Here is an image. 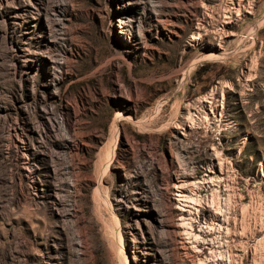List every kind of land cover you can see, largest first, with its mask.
<instances>
[{
	"label": "rangeland",
	"instance_id": "1",
	"mask_svg": "<svg viewBox=\"0 0 264 264\" xmlns=\"http://www.w3.org/2000/svg\"><path fill=\"white\" fill-rule=\"evenodd\" d=\"M263 30L264 0H0V264H264Z\"/></svg>",
	"mask_w": 264,
	"mask_h": 264
},
{
	"label": "bare ground",
	"instance_id": "2",
	"mask_svg": "<svg viewBox=\"0 0 264 264\" xmlns=\"http://www.w3.org/2000/svg\"><path fill=\"white\" fill-rule=\"evenodd\" d=\"M212 176H210L209 174H207L206 175V177L204 178V177H202L201 179H202V181L201 182H209V181H212ZM179 180V179H178ZM183 182V181H182ZM182 182L181 181H179V183L176 185L175 183V190H174V194H175V196L177 197L176 198V203H177V208L180 210V215H181V219L183 220L181 223V225H185L186 223H185V221H187V220H191V218H193L192 216H191V214L193 213V210H192V205L190 204V190H189V187L190 186H183L182 185ZM199 183V182H198ZM198 183H192L191 184V187L193 186V185H195V186H199V184ZM183 184H184V182H183ZM186 184V183H185ZM187 185V184H186ZM189 185V184H188ZM193 220V219H192ZM183 225V226H184ZM201 232V231H200ZM192 233V232H191ZM190 233V234H191ZM203 234V235H202ZM202 234H196V232H195V238H194V242H195V244H197V243H199V242H208V240L210 239H208L207 237H209L208 235V232L207 233H205V230H204V232L202 233ZM202 235V236H201ZM211 235V234H210ZM202 237V238H201ZM192 237H190V239L192 240L193 239ZM200 238H201V240H200ZM222 246V245H221ZM192 247V246H191ZM195 247V246H194ZM193 247V248H194ZM199 248V247H198ZM197 248V246H196V249H198ZM200 249V248H199ZM201 250V249H200ZM200 252V251H199ZM196 253H198V252H196ZM208 253H210V252H208ZM211 254V253H210ZM209 255V254H208ZM208 255H206V256H208ZM209 258V257H208Z\"/></svg>",
	"mask_w": 264,
	"mask_h": 264
},
{
	"label": "trees",
	"instance_id": "3",
	"mask_svg": "<svg viewBox=\"0 0 264 264\" xmlns=\"http://www.w3.org/2000/svg\"><path fill=\"white\" fill-rule=\"evenodd\" d=\"M262 34L264 35V30L262 31Z\"/></svg>",
	"mask_w": 264,
	"mask_h": 264
}]
</instances>
